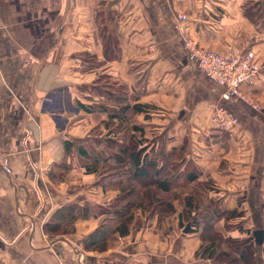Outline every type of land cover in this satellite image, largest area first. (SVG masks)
<instances>
[{"label":"crops","instance_id":"crops-1","mask_svg":"<svg viewBox=\"0 0 264 264\" xmlns=\"http://www.w3.org/2000/svg\"><path fill=\"white\" fill-rule=\"evenodd\" d=\"M245 6L264 15V0H0V264H214L186 216L202 212L187 207L188 190L208 184L221 210L242 214L218 232L264 229V20ZM184 36L219 53L253 50L262 69L242 89L261 110L231 100L237 128L212 123L224 88L199 70ZM111 112L122 115L111 123ZM127 130L146 163L160 169L177 150L173 164L181 172L190 161L195 181L180 176L158 206L153 185L131 191L130 171H89ZM100 230L105 247L87 248ZM256 256L264 264V242Z\"/></svg>","mask_w":264,"mask_h":264},{"label":"trees","instance_id":"trees-1","mask_svg":"<svg viewBox=\"0 0 264 264\" xmlns=\"http://www.w3.org/2000/svg\"><path fill=\"white\" fill-rule=\"evenodd\" d=\"M259 4V3H258ZM258 10L253 12V8H246L245 13L248 15L251 20L255 23H259L258 21L264 20V15L261 12V8H257ZM257 17V19H256ZM107 50L109 48L112 49L114 43L107 39L105 42ZM109 49V50H111ZM109 56V55H108ZM110 58H114V54L109 56ZM128 107V106H127ZM126 107V108H127ZM112 116L109 117V121L113 122L112 117L121 116L122 114L117 112H111ZM121 120V119H120ZM124 121V120H121ZM136 129H140L137 127ZM129 131V132H128ZM125 137L122 139L121 146L119 150L108 157L104 165L97 159H93L90 166H88L89 171L98 172L99 169L112 171L114 169H125L130 171L132 178L136 179L138 183H134L131 191L138 192L141 194L140 190H146L148 185H153L155 188L149 190V192H153L154 195H149V198L154 197L155 202H159L160 206L164 201L157 196L159 192H169L175 185H178L180 182V176H186L185 178L189 182L195 181L197 178L195 168L193 164L188 160H183L181 163H185L186 166L183 171H179L178 165L173 163L174 160L180 158L176 152L170 154L168 159L166 156L164 158V163L160 169H158L154 164L146 163V154L145 147H142V140L137 139L135 135L130 133V130H127ZM69 143L66 144V148L69 149ZM107 145L114 149L115 143L113 140H107ZM82 150V148H80ZM84 152V151H83ZM82 152V154H83ZM103 165V166H102ZM150 180L148 183L146 181ZM147 187V188H145ZM195 194V193H194ZM141 202L143 199H140ZM149 202V200H148ZM150 203V202H149ZM211 203V204H210ZM200 201H196L195 196L191 193L186 197V205L187 207H199ZM169 211H172L173 208L170 203H166ZM213 206V208H212ZM157 208V206L155 207ZM160 208V207H158ZM186 216L190 219L191 226L194 227L192 231L196 229L202 228L200 237L203 242L202 250L199 252V255L202 258L213 259L215 261L214 264H258L256 259V248L257 246H262V244H258L256 242L254 231L248 232L247 237L245 238H235L231 236L223 235L222 233L216 230V224L224 220L225 227L227 229H231L233 226L229 223L237 218H240L242 214L237 210L233 211H224L221 210L219 204L215 201H209L207 207H205L202 212L191 220V215L186 214ZM123 226L120 228L121 233L123 235L129 232L128 227L126 226L127 221H131V216L124 214L122 216ZM257 230V229H256ZM108 230H100L94 233L92 236L88 238L86 241V247L89 249H103L105 246L101 245V243L105 240L108 235ZM264 242V241H263ZM100 244V245H99Z\"/></svg>","mask_w":264,"mask_h":264},{"label":"built area","instance_id":"built-area-1","mask_svg":"<svg viewBox=\"0 0 264 264\" xmlns=\"http://www.w3.org/2000/svg\"><path fill=\"white\" fill-rule=\"evenodd\" d=\"M184 47L196 60L199 70L224 88L220 100L210 105V120L225 130H233L240 123L239 116L225 102L239 100L250 108L260 111L261 105L242 87L253 84L261 72V64L253 50H229L219 53L202 48L195 40L183 37ZM3 161L0 148V164ZM58 264H65L59 261Z\"/></svg>","mask_w":264,"mask_h":264},{"label":"rangeland","instance_id":"rangeland-1","mask_svg":"<svg viewBox=\"0 0 264 264\" xmlns=\"http://www.w3.org/2000/svg\"><path fill=\"white\" fill-rule=\"evenodd\" d=\"M202 47V46H201ZM202 48H204V47H202ZM208 49V48H207ZM251 96V95H250ZM252 97V96H251ZM252 98H254V97H252ZM254 100H256L255 98H254ZM257 101V100H256ZM97 133V132H96ZM120 147V146H119ZM193 186V185H192ZM206 187V188H205ZM205 187H200V189L199 188H197V189H192L193 187H191V189L190 190H188V193H191L192 195H194L195 196V199H196V201L198 202V201H200V204L198 205L199 207H196V209H202V210H204L205 209V207H207V205L209 204V201H210V199H209V191L207 192V190L206 189H210V187H209V184L208 185H205ZM180 191V188L178 189L177 188V192H179ZM193 191H196L195 192V194H194V192ZM187 193V194H188ZM176 193H174V195H175ZM167 198V197H166ZM170 198H172V196L170 197ZM212 201V200H211ZM181 203V202H180ZM211 204V203H210ZM212 208H213V206H212Z\"/></svg>","mask_w":264,"mask_h":264},{"label":"water","instance_id":"water-1","mask_svg":"<svg viewBox=\"0 0 264 264\" xmlns=\"http://www.w3.org/2000/svg\"><path fill=\"white\" fill-rule=\"evenodd\" d=\"M190 231V224L187 225L185 232ZM254 236L258 244H262L264 241V229H257L254 231Z\"/></svg>","mask_w":264,"mask_h":264}]
</instances>
